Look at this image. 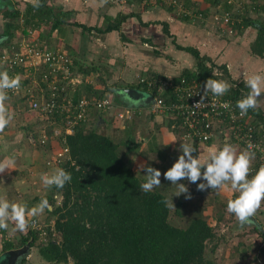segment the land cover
Wrapping results in <instances>:
<instances>
[{
    "label": "trees",
    "instance_id": "16d2710c",
    "mask_svg": "<svg viewBox=\"0 0 264 264\" xmlns=\"http://www.w3.org/2000/svg\"><path fill=\"white\" fill-rule=\"evenodd\" d=\"M203 1L213 8L221 7V12H230L235 19L240 18V24L235 26L237 33L255 27L257 33L250 46V52L260 58L263 57L264 23L254 25L255 22L246 15L249 11L256 14L264 13L261 0H247L248 4L246 0H233L244 5L245 9L241 13L234 9L233 3L228 4L227 1ZM40 4L39 8L26 6L21 26L15 23L20 15L18 11L4 14L9 22L4 32L0 34L3 37L0 41V49L9 47L8 40L15 29L22 28L24 34H27L29 28L39 30L41 31L39 34L41 37H38L39 43L48 45L44 41V28L50 26L52 32L67 24L66 12H55L46 0H40ZM184 5L192 10V15H180L176 18L191 21L198 18L199 14L200 20L209 17L210 9L195 11L194 7H199L193 5L191 0H184ZM167 11L172 13L173 9L167 8ZM131 15L133 14H119L113 19L108 17L103 27L95 30L103 34L119 31L121 25ZM135 16L139 17L137 14ZM159 24L163 33L170 38L172 35L169 34L167 23ZM75 26L89 30L82 25L75 24ZM121 38L127 40L123 35ZM174 42L175 48L190 54L196 65L194 71L184 69L178 77L172 79V83H178L181 78L197 81L200 85H204L210 78L229 82L225 66H219L221 73H215L216 65L209 57L200 55L194 47H182ZM94 70V67L88 70L81 69L84 75ZM149 79L164 80L165 78L158 76L146 78ZM236 82L232 84L230 82L229 91L219 96L221 99L231 101L235 111L239 110L236 102L250 91L246 84ZM137 87L146 90L144 83H139ZM85 91L86 98L91 96L102 98L105 94V91H94L90 85H86ZM79 94L78 92L72 95L73 101L79 99ZM167 95L168 99L172 100L175 96L172 89L161 96L165 99ZM247 115L256 119L252 123H257L254 136L262 137L264 119L260 111L250 109ZM171 121H169L171 125L180 128L179 121L173 119ZM261 124L262 129H258L257 125ZM130 143L132 140L123 144L127 147ZM65 145L68 153L61 158L57 167L70 173L72 179L62 189L51 187V190L61 194L62 203L53 210V214H58L53 225L46 227L47 241L45 243L40 241L38 252L44 261L55 264H70V262L71 264H206L205 255L208 247L213 253L221 238L216 236L214 229L202 217L191 218L184 227L172 225L168 219L169 207L164 195L154 190L147 193L141 190V183L137 181L126 163L116 155L119 145L105 135L97 133L95 129L86 130L84 123L77 125L72 134L65 136ZM51 227L60 235V242L52 238ZM0 234L3 235L4 230H0ZM38 241L39 232L29 229L21 236L20 246L29 244V247H32ZM15 247L12 241L3 243L4 252Z\"/></svg>",
    "mask_w": 264,
    "mask_h": 264
},
{
    "label": "rangeland",
    "instance_id": "374dc122",
    "mask_svg": "<svg viewBox=\"0 0 264 264\" xmlns=\"http://www.w3.org/2000/svg\"><path fill=\"white\" fill-rule=\"evenodd\" d=\"M119 2V7L121 8L125 13L131 12H138L145 14L146 12H152L153 10H161L163 13L148 15L147 18L149 22L159 24L162 21L166 19V17H169L171 15H168L167 8L161 7V6H154V7H144L140 5L139 2H129L128 0H117ZM226 1V0H223ZM245 1V0H244ZM250 1V0H249ZM248 4V1H245ZM260 2H263L264 0H261ZM191 3L193 5H197L198 7L202 9H210L209 17L206 19V22L211 26V32H214V34L218 35L219 37H237L241 33H234L232 35L229 34H221V31L218 28H214L215 26V19L214 16H220L222 9L219 7L217 9L210 6L207 2L203 0H191ZM128 4H132L129 6ZM203 6V7H202ZM116 7V6H115ZM193 7V6H192ZM117 7L115 10L111 8V11H109V14L115 15ZM150 8V9H147ZM197 7H194V10L196 11ZM150 10V11H149ZM172 14L173 18H176L179 15ZM251 18L252 21H254V25H259V23H264V13H249L246 14ZM133 18H137L133 17ZM145 18V17H144ZM196 20V21H195ZM136 21V20H134ZM146 21V20H145ZM195 22H198L199 19H194ZM203 21V20H201ZM137 22V21H136ZM138 23V22H137ZM201 23V22H200ZM87 25V24H86ZM214 25V27L212 26ZM264 25V24H263ZM51 27L48 26L44 28V32H51ZM70 28V29H69ZM66 29H68L66 31ZM63 33H59L56 31H52L50 34V41L48 43L49 47L51 48H57L66 54H68V58L70 61H72L73 64V73L70 76V82L69 84L72 87V90L74 88L76 89L78 86L82 85L83 87L86 86L87 83L91 82L93 83L94 89H98L101 91H105L103 98H108L110 101L117 100L122 98L120 92L121 88L127 85V83L131 81H139V73H125V74H118L116 71L120 68L119 65H122L127 59L123 60L121 57L122 54L127 53L128 56L134 55L135 51L133 48H131L129 44L126 42H123L121 52L118 54L115 53V56L113 59L105 58L103 57L102 50L97 47L96 44H93L90 46L89 44L85 43L86 41L90 39V36L94 39V34H90L84 31V29L79 27H73L68 26ZM22 30V28H21ZM20 31L19 35L21 36L22 31ZM1 31V29H0ZM249 34L253 37H256V28L251 27L248 29ZM244 30L243 32H248ZM39 30H33V34L36 36ZM242 32V33H243ZM70 34V35H68ZM222 36H221V35ZM32 35L31 39H25L26 41H32V39H36ZM87 39V40H86ZM3 40V39H2ZM0 40V41H2ZM25 40H20L19 38H15L14 35L9 37L8 44L10 45H19L22 42H25ZM254 40L252 39L250 46ZM82 44H85V50L81 47ZM121 43H119L120 46ZM125 44V45H124ZM4 48L0 49V51H3ZM75 51V53L80 54L82 51L87 52L89 50L88 54L84 57H80L77 55H72L71 51ZM168 55H172V53H168ZM167 56V55H166ZM127 58V56H126ZM162 58H166L163 56ZM129 59V58H128ZM76 61L74 64L73 62ZM219 63V62H218ZM216 64V67L214 68L215 73H221V70L219 69L220 64ZM117 66V67H116ZM95 68L94 71L91 73L84 75L82 70H88L91 68ZM132 75V76H131ZM134 78V80H132ZM230 82V81H229ZM228 82V83H229ZM241 83V82H236ZM232 84V83H231ZM245 84V83H243ZM105 86V89L103 90V87ZM72 90H69V94L72 95ZM86 93V91H85ZM140 94H144L140 91ZM87 97V96H83ZM97 97V96H96ZM95 97L91 96L89 99L93 100ZM140 100V99H139ZM23 101V100H22ZM25 101V100H24ZM26 102V101H25ZM138 102V101H137ZM142 102L143 101H139ZM28 105V104H27ZM23 102H22V109H23ZM149 108V107H148ZM93 110L92 108L88 110V116L90 111ZM27 111V110H26ZM94 111V110H93ZM97 111V110H96ZM139 115L138 112L132 113V116L134 120ZM38 116V115H37ZM140 116V115H139ZM168 120V119H167ZM256 121V119L253 117L252 121ZM126 121H129L126 119ZM116 121L115 124L109 129L108 133L113 136L112 139L115 144L121 145L116 150L117 157L121 158L124 163L130 168L133 175L136 177L137 181H139L141 184L145 182L146 178L145 175L147 174L144 171L139 170V165L146 164L147 166L153 167L161 172V186L156 187L153 190L156 192H159L164 195L167 206L169 207V222L174 226L184 227L189 222V220L193 217H202L205 219L208 224L214 229V233L218 238H221L220 242L218 243V247L215 249L213 253L210 252V247H208L205 255L206 264H264V237L262 238L260 235L264 236V204H262L261 208L257 211L256 215L253 217L256 223H252L250 225H246L241 227L234 215L228 213L226 211L227 208V201L228 199H231L233 196V193L228 189L226 191V188L217 192L212 191L211 189H207L205 191H198L197 190V184L202 183L204 181H198L197 184L190 183L187 180H181L178 183L184 184L188 192L179 195L178 189L176 185H172L170 181H167L164 179L163 173L166 172L171 166L176 162L178 157L182 154L179 151L180 144L182 143H194L188 138L185 137V134H183V131L181 128H176L173 125V129L171 131L174 133L175 136V144L172 146L169 145V148H166L168 145L162 147V150L157 153V155L150 154L149 151L146 149L148 145V140L152 133L158 134L156 131L157 128L161 126V123L155 126L156 128H153V130L148 129L146 132L142 127H135L134 131L132 133L126 135L124 131L117 129L118 125ZM161 122V120L159 121ZM48 124V123H46ZM174 124V123H173ZM19 126V128H18ZM17 129L14 130V132L18 133L19 131H24L25 137L24 141H26L27 145L29 147L35 146L38 148L34 152V160H33V166L30 171L24 170L25 172H21L18 177L21 178V180H18L14 178L12 175L9 176V189L7 188H0V196L5 197L9 202L11 203H23L26 204L29 208L37 205L42 199H47L51 205V210H45V212L34 218L38 219V222L41 225H53L54 219L57 218L58 214H53V210L60 206L62 203V197L61 194L58 192H55L51 190L50 188H47L43 185L41 176L42 174H48L51 176L54 174V172L58 169V165H56L55 159L57 154V148L51 149L50 146L47 144L41 145L39 143V130L43 131L44 128H42L44 125H42V122H39L38 129H37V137L34 132L35 130V124L34 125H25L21 126L18 124ZM93 125L87 126L85 125L86 130H92ZM164 128L165 127H161ZM155 129V131H154ZM58 129L55 130V135L52 133V131L48 129H44V131L48 135V140H53L58 134L56 133ZM114 131H116L114 133ZM34 132V133H33ZM44 132V133H45ZM99 133H102V131H98ZM42 135V132H40ZM105 134V132H103ZM102 133V134H103ZM160 133V132H159ZM29 134H32L30 136ZM29 137V138H28ZM132 140V143L129 144V146L125 147L124 144L126 141ZM121 141H123L124 144H121ZM35 142V145H32V143ZM54 140L50 143H53ZM163 142V141H161ZM225 142V141H223ZM119 143V144H118ZM226 143V142H225ZM201 145V143H198ZM46 145V146H45ZM45 146V147H44ZM237 148H240L236 146ZM44 148L50 149V154L52 155L51 158L46 157V152L48 150ZM242 149V148H240ZM239 150V149H238ZM243 150V149H242ZM9 152H12L9 151ZM239 152V151H238ZM202 160L209 154V152H203L202 151ZM161 156H163L161 158ZM193 156H198L196 152L193 153ZM48 158V159H47ZM254 160L252 162V165L254 164ZM203 171V170H202ZM22 174V175H21ZM152 190V191H153ZM179 195V196H177ZM226 195L227 200L224 199V196ZM190 196L191 198L188 199L187 197ZM173 203V206H172ZM29 219H32L31 217ZM13 223L9 222V229L7 231L4 230V236L2 235V241L4 238L6 240L12 241L14 245L16 246L14 250H18L23 248L24 246H20V238L25 233L21 232H13ZM256 226L258 229H256ZM29 230V228H28ZM55 241L60 242V235L57 233V235L54 237ZM39 245L40 240L34 244L32 247H29L26 249L25 252L20 254L17 257V260L14 262V264H55V263H48L44 261L40 255H39ZM9 251V250H8ZM4 252V251H3ZM4 253H2L3 255ZM0 263L1 264H10L9 257L6 255L1 256L0 255ZM71 264V262H70Z\"/></svg>",
    "mask_w": 264,
    "mask_h": 264
},
{
    "label": "crops",
    "instance_id": "0c3cea01",
    "mask_svg": "<svg viewBox=\"0 0 264 264\" xmlns=\"http://www.w3.org/2000/svg\"><path fill=\"white\" fill-rule=\"evenodd\" d=\"M48 5L54 9L55 12H66L67 15L65 17L67 18V24L60 26L59 30H54L59 33H63L65 29L68 26H75V24L82 25L86 27L89 30L84 29L85 32L94 34V39L92 36H90L89 42H85L89 44L90 46L96 44L97 47L102 50L103 57H107L109 59H113L115 56V53L121 52L123 42H126L127 44L131 45L130 47L134 49V55L128 56L127 53L124 52V54L121 55L123 60L127 59L122 65H119L120 68L117 69L118 74H125V73H139V80L140 79H146L153 77H164V78H176L178 75L184 70H195L196 62L194 58L183 51L177 50L175 48V45L173 42L175 41L178 45L182 47H194L198 50L200 55L209 57L213 64H220L226 67L227 76L231 83H235V81H239L242 83H245L246 78L248 76L254 75V74H260L264 75V55L262 58L251 54L250 52V43L253 40H255V37L249 34L247 28L246 32L241 33L239 36L235 37H219L218 35L214 34V32H211L212 28L209 26V24L206 22V20L203 19L201 21L199 18L198 22H195L193 19L189 20H183L178 18H173L172 14H170L169 11H167L171 15L169 17H166V19L162 22L167 23L169 28V34L172 35L170 38H168L162 30V26L160 24L151 23L148 20V15H157L159 13H163L161 10H153L152 12H146L145 14L138 13V12H131L125 13L121 8L119 7V2L117 0H46ZM129 2H133L134 0H128ZM32 5L29 0H0V34L4 32V29L6 27L7 22H9L8 18H5V13L9 11H18L19 16L15 23H19L20 26L23 23V14L25 12L26 6ZM131 6L132 4H128ZM118 8L116 10L115 15L109 14V11H111V8L115 10L116 7ZM121 6V5H120ZM203 7V6H202ZM146 8V7H145ZM150 9V8H147ZM198 10H202V8H197ZM204 10V9H203ZM131 15L120 27L119 31H112L108 33H99L95 29H99L100 27H103L105 23V19L109 18H115L119 14H130ZM172 13L177 15L176 12ZM139 15L136 19L133 17H136L135 15ZM145 17V18H144ZM149 17V16H148ZM136 20V21H134ZM146 20V21H145ZM201 22V23H200ZM149 23V24H147ZM87 24V25H86ZM214 27V25H212ZM77 27V26H75ZM81 28V27H79ZM215 28V27H214ZM70 29V28H69ZM83 29V28H82ZM21 30V29H20ZM68 29H66L67 31ZM23 31V30H21ZM20 31L16 30L12 32V35L15 36V38H19L20 40H25L26 38H29L27 34H24L22 32L21 36L19 35ZM38 32L36 33L37 38L40 36ZM50 32H44V41L46 43H49L50 41ZM34 35V34H33ZM70 35V34H68ZM122 35L127 39L124 41L122 39ZM221 35V34H220ZM35 36V35H34ZM35 36V37H36ZM222 36V35H221ZM41 37V36H40ZM3 37L0 36V40H2ZM33 40V39H32ZM87 40V39H86ZM94 42V44H93ZM174 42V43H175ZM119 43L120 46H119ZM47 45V44H46ZM125 45V44H124ZM49 46V45H47ZM82 49L85 50V44H82ZM89 50L87 52L82 51L80 54L75 53V51H71L72 55H77L80 57H84L88 54ZM168 53H172V55H168ZM167 55V56H166ZM127 56V58H126ZM165 56L166 58H162ZM129 58V59H128ZM76 63V61H74ZM73 62V63H74ZM215 64V65H216ZM117 67V66H116ZM1 69V67H0ZM126 75V74H125ZM132 76V75H131ZM21 78H24L21 76ZM134 80V78H132ZM229 82V84H230ZM140 82L137 81H131L127 83L122 89H134L137 91L143 92L145 95L152 96V91L148 90L146 88L145 91L138 88V84ZM246 84V83H245ZM86 85L92 86L94 91H101L98 89H94L93 83L89 82ZM144 88V86H142ZM86 86H78L74 93H80L79 98L82 96H87L85 93ZM105 89V86L103 87V90ZM9 99L5 102L7 108L9 109V112L13 115V119L10 122V124L5 128V130L0 133V162H3L6 157H12L15 160V166L14 169L9 171L5 170L4 173L0 174V188H7L9 189V176L12 175L14 178L21 180L19 174L21 172H25L24 170L30 171L33 166V160H34V152L38 149L35 146L32 148L29 147L24 141L25 137L27 135L23 134L24 131H19L18 133L14 132L15 129H17L18 124L21 126L25 125H34L35 124V134L37 137V129L39 128V122H42V125H44L42 128L50 129L52 130L54 127L46 124L45 121L40 119L36 112L30 111L28 109V105H25L24 102L20 96L18 95H12L8 94ZM120 99L114 100L113 98V104L112 107L105 111H96L91 110L87 119V122L84 124L87 126H92V129H95L97 133L98 131L105 132L99 133L102 135H105L106 137L110 138L112 141L113 136H111L108 133L109 127L111 128L116 121L118 125L117 129L124 131L126 135L129 133L131 134L132 131H134L133 123L135 124V127H142L146 132L148 129L153 130V128H156L158 124L161 123V126L157 128L156 132L158 133H152L149 140L148 145L146 149L149 151L150 154L157 155L162 150V147L166 145H173L176 142V138L173 135L174 133L171 131L173 129V125L170 124L169 121L171 119L166 118L165 116L156 115L152 113L151 107L152 102L149 104H142V102L133 101L130 99L125 93L121 94ZM153 97V96H152ZM98 98V97H97ZM258 99L264 101V93L261 94ZM22 102L24 104L22 109ZM28 104V103H27ZM149 107V108H148ZM27 108V109H26ZM27 111H26V110ZM260 113L263 116L264 119V109L259 110ZM138 112L139 115L134 120L132 113ZM131 115V119L129 121H126V119L120 118L119 115ZM168 119V120H167ZM161 120V122H159ZM172 122V121H171ZM173 123V122H172ZM114 127V126H113ZM161 127H165L161 128ZM172 127V128H171ZM19 128V126H18ZM171 128V129H169ZM39 130L40 132H45ZM155 131V129H154ZM33 132V133H34ZM116 131H114L115 133ZM160 132V133H159ZM32 136V134H29ZM129 136V135H128ZM29 138V137H28ZM33 138V136H32ZM40 138V136H39ZM34 139V138H33ZM163 141V142H161ZM222 139H215L211 141L210 143H201V145L193 144L191 143L196 149L197 155L202 159V151L210 152L211 150L221 148L225 142ZM115 142V141H114ZM49 145L51 149L55 148L52 144L49 142L46 143V145ZM119 144V143H118ZM121 144H123V141H121ZM32 145H35V142L32 143ZM43 145V144H41ZM45 145V146H46ZM169 145L166 148H169ZM44 146V147H45ZM121 145H119L120 147ZM165 148V147H164ZM166 148L164 150H166ZM47 149L48 152H46V157L51 158L52 155L50 154L49 148ZM239 149V150H238ZM12 152H9L11 151ZM238 151H241L242 149L237 148ZM163 156H161L162 158ZM47 158V159H48ZM19 173V174H18ZM22 175V174H21ZM226 191H228V187H225ZM233 193V192H232ZM235 195V193H233ZM224 199L227 200L226 195L224 196ZM257 227V226H256ZM4 236V235H3ZM2 234H0V255L2 253L9 252L11 250H14V248L10 249L9 251L6 250L3 252V243L9 240L2 241ZM1 258V257H0Z\"/></svg>",
    "mask_w": 264,
    "mask_h": 264
},
{
    "label": "built area",
    "instance_id": "2783aa9c",
    "mask_svg": "<svg viewBox=\"0 0 264 264\" xmlns=\"http://www.w3.org/2000/svg\"><path fill=\"white\" fill-rule=\"evenodd\" d=\"M135 1L144 7L161 6L173 9L179 16L192 15V10L185 7L184 0ZM226 1L228 4L233 3L234 9L240 13L245 9L242 2ZM219 15L214 16L215 28H218L222 35L236 33L235 26L240 24V18H233L228 11H223ZM198 18H201L200 14ZM33 30L36 29L29 28L27 30L29 38L26 39L32 38ZM0 67V70L7 71L9 76L24 77L21 78L19 89L8 90L7 94L18 95L24 99L28 103L30 111L36 112L40 119L54 127L51 130L54 135L55 130L58 129L56 131L58 135L53 139V144L50 143L53 140H48L46 132L40 134V144L44 145L49 142L57 148L56 165L68 153L65 136L72 134L74 128L80 123L87 122L88 110L92 108L97 111H105L112 107V101L103 97H95L90 100L82 96L76 102L73 101L72 95L75 88L72 90L69 84L70 76L73 73L72 61L65 52L39 43L38 38L32 41L25 40L17 46L5 47L0 52ZM139 82L144 83L146 88L152 91L151 95L155 102L151 107L152 113L179 121L180 128L188 140L194 143H210L219 138L242 149L251 143L254 145L255 163L252 165L250 178L260 166L264 165V134L262 137H255L257 123L252 124V117L248 115L241 117L239 110L235 111V108L232 107L231 101L221 99L208 92L200 106L194 107L195 103L204 95L203 85L197 81H187L181 78L178 83L174 84L171 78H165L164 80L140 79ZM171 89L175 95L173 100L168 99V95L164 99L163 94ZM69 90H72V95L69 94ZM242 98L244 96L239 100ZM225 103L229 105L228 108L223 107ZM119 117L131 119V115L128 114L119 115ZM257 126L258 129H262L263 125ZM29 220L30 223L33 221V219ZM34 222L36 227L30 226L29 229L39 232V240L45 243L48 239L47 228L35 219ZM50 232L54 239L57 232L52 227Z\"/></svg>",
    "mask_w": 264,
    "mask_h": 264
},
{
    "label": "clouds",
    "instance_id": "9594fccd",
    "mask_svg": "<svg viewBox=\"0 0 264 264\" xmlns=\"http://www.w3.org/2000/svg\"><path fill=\"white\" fill-rule=\"evenodd\" d=\"M29 2L34 8L41 6L40 0H29ZM20 83L19 75L13 77L9 76L7 71H0V133L13 119V115L5 103L9 99L8 90H18ZM245 83L250 91L244 98L236 102L241 117L246 116L250 109L257 111L264 109V101L258 99L264 93V75L248 76ZM230 87L231 85L223 80L211 78L206 80L203 85L204 95L200 97L194 107L200 106L208 92L214 96H223ZM223 107L228 108L229 105L225 103ZM253 149L254 145L249 143L245 149L238 152L236 146L225 143L221 148L211 150L202 160L199 155L193 156L197 149L191 143H182L179 148L182 154L171 168L163 173V176L165 180L177 186L179 195L188 192L184 184L178 183L181 180H187L193 184H197L201 180L204 181L197 184L198 191L211 189L219 192L228 187L236 195L227 201L226 211L234 215L241 227L250 225L254 222L252 218L264 204V165L260 166L250 178L252 162L255 159ZM14 166V158L6 157L3 162H0V174L4 173L6 169L13 170ZM139 170L147 173L145 182L140 186L143 192H151L154 188L161 186L160 177L162 174L159 170L146 164L139 165ZM71 179V174L63 169H57L51 176L48 174L41 176L42 183L47 188L55 186L62 189ZM46 209L51 210V205L46 198L29 208L26 204L11 203L5 197L0 196V230L7 231L9 222L14 225L13 232H26L30 226L35 228L34 219L30 223L29 218L42 215Z\"/></svg>",
    "mask_w": 264,
    "mask_h": 264
},
{
    "label": "water",
    "instance_id": "95a60500",
    "mask_svg": "<svg viewBox=\"0 0 264 264\" xmlns=\"http://www.w3.org/2000/svg\"><path fill=\"white\" fill-rule=\"evenodd\" d=\"M120 92L125 93L130 99L133 101H143V103L149 104L152 102V105L155 104L153 97L150 95H145V94H140L139 91L134 90V89H122ZM140 99V100H139ZM253 219V223H256V221ZM29 248V244L25 245L23 248L18 249V250H11L9 252L4 253L7 257H9L10 264H14V262L17 260V257L22 254L23 252L26 251V249ZM3 255V256H4ZM2 263V261H1ZM0 263V264H1Z\"/></svg>",
    "mask_w": 264,
    "mask_h": 264
}]
</instances>
